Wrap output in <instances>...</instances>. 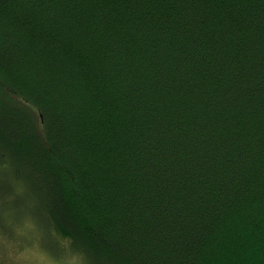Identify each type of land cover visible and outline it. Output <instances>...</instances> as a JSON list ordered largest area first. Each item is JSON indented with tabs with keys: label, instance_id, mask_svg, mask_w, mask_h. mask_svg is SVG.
Returning <instances> with one entry per match:
<instances>
[{
	"label": "trees",
	"instance_id": "obj_1",
	"mask_svg": "<svg viewBox=\"0 0 264 264\" xmlns=\"http://www.w3.org/2000/svg\"><path fill=\"white\" fill-rule=\"evenodd\" d=\"M31 245L264 264V0H0V264Z\"/></svg>",
	"mask_w": 264,
	"mask_h": 264
},
{
	"label": "rangeland",
	"instance_id": "obj_2",
	"mask_svg": "<svg viewBox=\"0 0 264 264\" xmlns=\"http://www.w3.org/2000/svg\"><path fill=\"white\" fill-rule=\"evenodd\" d=\"M15 244L20 245V243H15ZM24 247H22V250L20 253V256L23 260V264H51V262L53 261L59 264V262H62V261L53 259L50 255L47 256L46 254L40 251V248L33 247V245L29 246L26 249H24ZM11 254H13V252H11Z\"/></svg>",
	"mask_w": 264,
	"mask_h": 264
},
{
	"label": "clouds",
	"instance_id": "obj_3",
	"mask_svg": "<svg viewBox=\"0 0 264 264\" xmlns=\"http://www.w3.org/2000/svg\"><path fill=\"white\" fill-rule=\"evenodd\" d=\"M9 223H11V221H9ZM27 225H28L27 221L23 225H17L16 232L19 233L20 235H24L25 227ZM51 264H57V262L53 261L51 262ZM59 264H88V261L86 260L85 255L83 253L75 252V253H72V255L65 261L59 262Z\"/></svg>",
	"mask_w": 264,
	"mask_h": 264
}]
</instances>
